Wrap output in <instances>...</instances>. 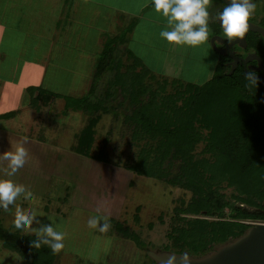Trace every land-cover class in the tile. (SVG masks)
Returning <instances> with one entry per match:
<instances>
[{
    "label": "rangeland",
    "instance_id": "rangeland-1",
    "mask_svg": "<svg viewBox=\"0 0 264 264\" xmlns=\"http://www.w3.org/2000/svg\"><path fill=\"white\" fill-rule=\"evenodd\" d=\"M75 1L73 0V3ZM142 1L131 0L130 4L129 0L118 2L119 6L124 3L125 12H111L110 24H107L106 28L108 32L101 33L98 37L100 43H103L102 48L106 43L113 40L116 42L119 39L122 32L127 30V25L133 20L131 15L135 12V18L138 19L139 24L131 33L128 31L124 35L131 37L128 46L132 48V52L134 51L150 65L159 83H162L161 77L167 80L162 92L166 94L174 90V84L170 85L173 78L197 84L205 83L212 76L217 59V54L209 41L210 36L196 46L166 41L159 36V32L162 28L170 30L173 25H168L166 18L153 9L151 0H146L149 5L144 6L146 4L144 0L143 6L138 7ZM128 4L130 7L126 6ZM131 5L136 8L131 9ZM142 9V13L138 14ZM144 15L146 18H143ZM210 15L208 13L206 21L208 34L211 29L208 22ZM196 27L198 25H193V28ZM111 38L114 39L111 40ZM116 47L115 60L118 57V62L129 63L131 60L128 61L124 53V43L118 42ZM100 48L95 54L89 55L88 60L78 65L80 68L76 69L78 70L75 73L76 76L72 77L71 81L70 78L61 77L59 79L65 87L69 84L70 87L75 88L78 84L77 89H73L75 93H68L67 96L70 98L82 97L83 94L89 92L90 83L98 81L99 84L95 87V97L109 88L116 96L112 103L120 100L119 85L110 86L108 83L114 79L115 74L124 71L125 67L120 63L112 66L111 59L107 57L108 60L102 64L99 72H94L96 66L101 64ZM93 55L92 63L91 56ZM139 69L140 65H137L136 70L139 71ZM144 81L151 82L152 87L155 88L156 82L148 76H144ZM233 95H225L223 89L204 92L198 105V112L206 106L203 111L206 116L211 117L212 114L214 120H217L225 111V98H231ZM102 97L103 95L100 96L101 105L104 104ZM62 98H58L39 112L41 115H38L40 116L38 122L43 125L46 120L45 126H49L51 130L38 131L37 134L34 128L29 131L57 145L75 148L82 146L76 137L86 120V113L69 109L71 111L68 113L67 110L64 116L60 109V106L65 104ZM54 99V96L49 98L50 101ZM176 102L181 103L179 99ZM125 103L126 100L122 102L123 107L127 105ZM26 109L25 114L31 112ZM117 110L121 111L122 107ZM32 113L37 118L36 112ZM120 113L114 117L112 110L108 111L102 114L95 124L93 144L89 153L98 157L104 156L106 160L93 157L89 159V165L86 169L83 168L81 177L78 176V188L76 180L51 177L46 191L39 189L36 194L23 192V195L17 196L13 203L9 204L8 210L0 208L2 225L15 231L18 230L12 224V220L17 204L25 216L33 214L28 228L24 232L18 231L19 233L47 237L52 241L53 238L43 232L45 226H50L53 231L64 234L61 241L64 247L56 253L54 264H153L151 253L161 254L165 251L166 244L170 243L168 234L171 227L173 224H181L180 217H206L179 210L184 209L191 200L192 191L189 188L123 168L125 161H130L135 157L142 141H139V144L130 143L129 128L122 122L124 120ZM65 117H72L73 120L62 121ZM206 132L207 129L202 128V134ZM202 147L203 141L199 140L194 145L195 156L202 154ZM100 148L101 151L98 152ZM206 154L208 153L202 155L206 156ZM91 161L98 165H94ZM117 164L122 166L118 173L112 172L113 170H102L103 166L119 168ZM76 173H71L74 179L77 178ZM221 184L219 190L226 198H230V194L237 192L234 185L225 182ZM42 185L43 183L39 184V186ZM75 196V203H72L71 200ZM233 203L251 210L264 211L255 204L240 203L238 200ZM220 215L228 218L229 209L224 206ZM90 220H95L94 226H89L88 221ZM114 221L120 222L122 227L126 228L128 236L115 228ZM245 221L254 224L264 222V219H245ZM105 223H108L109 227L104 232L99 231ZM138 241L141 244H138ZM0 264L27 263L16 252L3 246L0 241Z\"/></svg>",
    "mask_w": 264,
    "mask_h": 264
},
{
    "label": "trees",
    "instance_id": "trees-1",
    "mask_svg": "<svg viewBox=\"0 0 264 264\" xmlns=\"http://www.w3.org/2000/svg\"><path fill=\"white\" fill-rule=\"evenodd\" d=\"M133 22L127 25V30L116 42L111 38L113 41L103 46L101 64L94 72H99L107 57L111 59V63L108 62L112 66L122 64L118 57L115 60L114 52L117 43L125 41L124 34L130 31ZM124 53L131 61L124 62V71L115 74L108 83L110 86L119 85L118 102L112 103L116 96L109 88L95 97V87L99 83L94 81L89 85V92L74 99L40 86L27 87L31 94L37 91L30 104L38 107L53 96H62L65 102L63 112L71 109L86 113V120L76 137L82 146L72 149L102 160L106 158L89 153L94 126L102 114L112 110L113 116L117 117L121 112L122 122L129 128L130 143L142 141L135 157L122 166L137 174L189 188L191 200L179 210L210 217H180L181 224L172 225L168 234L170 243L161 254L181 256L188 253L190 259H209L218 249L237 242L251 230L253 224L245 219H264V211L233 203L238 200L264 209V81L256 79L255 84L250 83L245 75L240 77L236 70L227 73L217 63L205 83L173 78L170 85L174 84V90L164 94L162 91L167 80L161 77L162 83H159L155 73L128 48L124 47ZM137 65H140L139 71L136 70ZM144 76L156 82L155 88L151 82L144 81ZM215 89H223L225 95L234 94L225 98V111L217 120L212 114L211 117L206 116L203 112L206 106L198 112L203 93L215 92ZM178 99L180 104L176 102ZM124 100L127 105L123 107ZM120 107L122 110L116 111ZM202 128L207 129L205 134H202ZM199 140L203 141L202 154L208 153L206 156L194 155V145ZM222 182L235 186L237 192L229 196L232 199L226 198L219 190ZM224 206L229 209L228 218L220 215ZM114 222L115 228L128 236L126 228L120 222ZM44 240L51 241L47 237L19 233L3 226L0 221L2 245L16 252L27 264H54L57 252L53 253ZM33 241H38L39 247ZM152 259L153 264H161Z\"/></svg>",
    "mask_w": 264,
    "mask_h": 264
},
{
    "label": "crops",
    "instance_id": "crops-1",
    "mask_svg": "<svg viewBox=\"0 0 264 264\" xmlns=\"http://www.w3.org/2000/svg\"><path fill=\"white\" fill-rule=\"evenodd\" d=\"M119 1L122 0H76L74 3L73 0H0V177L10 179L23 192L46 191L51 177L76 180L78 188V176L81 177L83 168H87L92 158L71 146L50 143L36 135L38 131L51 130L45 126L46 120L43 125L38 122L39 112L62 96L34 107L30 103L37 91L31 94L26 89L40 86L59 95L75 93L73 89H77L78 84L75 88L67 84L66 88L59 79L70 78L71 81L80 68L78 65L102 48L98 37L108 32L111 12H125L124 3L119 6ZM145 2L144 6L149 4ZM145 2L143 0L138 7ZM129 4L126 6L130 7ZM135 8L131 5V9ZM131 18L134 22L130 33L139 24L135 12ZM130 38L127 36L123 43L132 52L128 46ZM132 53L152 71L148 63ZM93 61L94 55L91 56ZM62 108L63 104L60 109L66 116ZM25 109L31 112L25 114ZM32 112H36L37 118ZM72 120L65 117L62 121ZM32 128L36 134H31L29 129ZM18 143L25 148L26 161L24 167L12 172L2 154L15 151ZM106 169L118 173L122 166L102 167ZM73 172H77L76 179ZM41 183L43 185L39 186ZM75 200L76 196L71 202Z\"/></svg>",
    "mask_w": 264,
    "mask_h": 264
},
{
    "label": "clouds",
    "instance_id": "clouds-1",
    "mask_svg": "<svg viewBox=\"0 0 264 264\" xmlns=\"http://www.w3.org/2000/svg\"><path fill=\"white\" fill-rule=\"evenodd\" d=\"M151 4L157 13L166 18L168 25H173L170 30L162 28L159 32L160 37L168 42L192 46L206 41L208 37L206 6L209 4V0H151ZM254 8V0H231L229 4L223 7L219 12V20L224 36L229 38L242 36L248 27L247 18ZM193 25H198V27L193 28ZM245 77L250 83H256L254 71H248L245 73ZM2 158L7 159L11 171L16 172L17 169L25 165V148L18 143L15 151H5ZM19 195H23V190L19 185L14 184L10 179L0 177V208L8 210L9 204H12ZM32 219L33 214L25 216L19 205H16L12 224L19 232H24ZM88 224L94 226L95 220L88 221ZM108 227L109 224L105 223L99 228V231L104 232ZM43 232L53 238L52 241L44 240V243L50 246L53 253L64 247L61 242L64 235L62 232H55L50 226H45ZM32 243L39 247L38 241ZM167 264H176V258L174 256L169 257ZM179 264H190L188 253L181 255Z\"/></svg>",
    "mask_w": 264,
    "mask_h": 264
},
{
    "label": "flooded vegetation",
    "instance_id": "flooded-vegetation-1",
    "mask_svg": "<svg viewBox=\"0 0 264 264\" xmlns=\"http://www.w3.org/2000/svg\"><path fill=\"white\" fill-rule=\"evenodd\" d=\"M231 0H209L206 6L210 15L208 22L210 31L208 36H214V43L218 50L214 49L217 54L215 65L218 63L225 72L229 73L232 61L236 58V64L233 70H236L240 77H243L248 71H254L256 79L259 82L264 81V36L258 30L249 27V24H254L264 29V0H254L255 8L247 18L248 27L243 33V43L241 40H235L236 37H226L223 34L221 24L217 21V14L229 4ZM247 55H252V59L244 61ZM261 60V66L258 67L256 57ZM215 67V66H214ZM230 72V73H231ZM263 202V201H262Z\"/></svg>",
    "mask_w": 264,
    "mask_h": 264
},
{
    "label": "water",
    "instance_id": "water-1",
    "mask_svg": "<svg viewBox=\"0 0 264 264\" xmlns=\"http://www.w3.org/2000/svg\"><path fill=\"white\" fill-rule=\"evenodd\" d=\"M217 21L219 20V13L217 14ZM249 27L258 30L264 36V29L258 25L249 24ZM241 40L243 43V36H238L235 40L230 42H236ZM209 41L213 49H217L214 43V36L209 37ZM258 61V67L261 66V60L255 56ZM252 55H247L244 61L252 59ZM236 64V58L232 61L229 73ZM262 204L264 205V199ZM152 257L158 260L161 264H167L169 257L174 256L176 258V264H179V255H164L151 253ZM190 264H264V222H256L253 224L251 230L237 242L218 249L214 255L209 259H190Z\"/></svg>",
    "mask_w": 264,
    "mask_h": 264
}]
</instances>
